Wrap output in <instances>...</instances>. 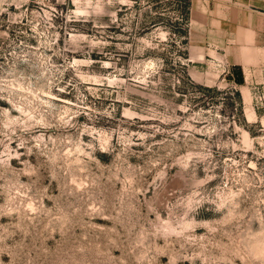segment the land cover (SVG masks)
Here are the masks:
<instances>
[{"label":"rangeland","instance_id":"obj_1","mask_svg":"<svg viewBox=\"0 0 264 264\" xmlns=\"http://www.w3.org/2000/svg\"><path fill=\"white\" fill-rule=\"evenodd\" d=\"M190 6L0 0V264H264V91Z\"/></svg>","mask_w":264,"mask_h":264},{"label":"crops","instance_id":"obj_2","mask_svg":"<svg viewBox=\"0 0 264 264\" xmlns=\"http://www.w3.org/2000/svg\"><path fill=\"white\" fill-rule=\"evenodd\" d=\"M190 5L189 27L202 32L203 48L223 49L240 70L239 92L249 103L250 84L264 91V0H190Z\"/></svg>","mask_w":264,"mask_h":264},{"label":"trees","instance_id":"obj_3","mask_svg":"<svg viewBox=\"0 0 264 264\" xmlns=\"http://www.w3.org/2000/svg\"><path fill=\"white\" fill-rule=\"evenodd\" d=\"M240 94V93H239ZM241 95V94H240Z\"/></svg>","mask_w":264,"mask_h":264}]
</instances>
